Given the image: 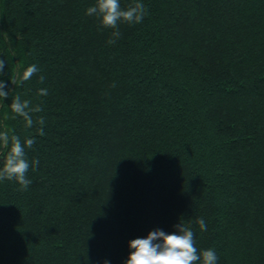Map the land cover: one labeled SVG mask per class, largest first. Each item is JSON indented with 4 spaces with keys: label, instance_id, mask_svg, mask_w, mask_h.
<instances>
[{
    "label": "trees",
    "instance_id": "16d2710c",
    "mask_svg": "<svg viewBox=\"0 0 264 264\" xmlns=\"http://www.w3.org/2000/svg\"><path fill=\"white\" fill-rule=\"evenodd\" d=\"M94 2L0 0V79L40 68L0 99L39 161L27 189L0 181V264H124L180 220L218 264H264V0H144L115 43Z\"/></svg>",
    "mask_w": 264,
    "mask_h": 264
},
{
    "label": "clouds",
    "instance_id": "9594fccd",
    "mask_svg": "<svg viewBox=\"0 0 264 264\" xmlns=\"http://www.w3.org/2000/svg\"><path fill=\"white\" fill-rule=\"evenodd\" d=\"M86 14L99 19L102 26L111 28L112 39L115 43L121 35L119 25L121 22L137 24L141 23L147 15V7L144 0H134L127 7H122L121 0H95L86 9ZM6 60L0 57V73H3ZM40 68L36 63L28 65L18 81L0 79V99L9 97V82L22 84L30 80L34 74L39 73ZM43 82L46 77L40 75ZM39 94L46 96L48 88L42 87ZM10 108L14 116L23 117L26 126L34 123L33 112L42 109L39 105L32 107L31 100L23 99L17 95L12 99ZM43 124V119L40 121ZM40 135H44V129H38ZM35 143V138L28 136L21 138L19 134H9L6 126H0V148L7 149L0 166V181L15 180L25 189L31 185L32 180L28 176L30 167L38 166V160H29L27 148ZM197 223L201 229L207 228V223L200 218ZM174 231L168 232L163 228L150 231L147 236L137 237L129 241V255L124 264H218L219 257L215 248L200 249L196 246V233L190 223L181 220L174 225ZM104 264H112L106 259Z\"/></svg>",
    "mask_w": 264,
    "mask_h": 264
}]
</instances>
